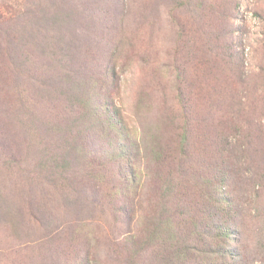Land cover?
I'll return each mask as SVG.
<instances>
[{
  "label": "rangeland",
  "instance_id": "rangeland-1",
  "mask_svg": "<svg viewBox=\"0 0 264 264\" xmlns=\"http://www.w3.org/2000/svg\"><path fill=\"white\" fill-rule=\"evenodd\" d=\"M44 13L53 26H41ZM9 38L10 53L4 46ZM22 45H31L52 66L76 67L71 81L81 86L101 88L108 72V97L128 126L126 141L93 123L78 140L70 128L72 138L59 142L49 131L72 114L70 83L33 74L35 66L23 63ZM175 71L185 79L190 107L184 110L172 91ZM151 129L161 142L148 140ZM182 133L184 188L193 192L227 173L225 183L217 180L218 190L254 202L245 219L250 243L240 247L260 253L264 0H0V264H124L120 242L130 230L114 224L117 215L105 207L110 189L100 175L111 173L120 184L123 171L134 168L142 183L148 173L133 147L139 142L157 148L161 157V163H149L156 183L157 168L164 172L179 156ZM122 150L133 160L122 159ZM72 177L80 178L75 187ZM160 186L158 181L152 188ZM115 191L116 205L130 203L132 193L123 195L120 186ZM128 212L132 221L139 215Z\"/></svg>",
  "mask_w": 264,
  "mask_h": 264
},
{
  "label": "trees",
  "instance_id": "trees-1",
  "mask_svg": "<svg viewBox=\"0 0 264 264\" xmlns=\"http://www.w3.org/2000/svg\"><path fill=\"white\" fill-rule=\"evenodd\" d=\"M30 17L28 16L27 19ZM39 20L40 18L37 17L35 24ZM41 26L43 28L53 26L50 14H42ZM11 42L12 38H9L8 44L4 45L6 52L10 53L11 45L9 44ZM22 52L26 60L23 63L29 61L35 66L33 74L42 71L43 76L59 85L63 82L64 84L70 83L68 88L73 99L70 105L74 107L71 111L72 114L70 113L60 128L56 126L49 131L51 134H58L59 142L61 139L66 140L69 137L70 140L72 138V135H67L70 128L74 130L73 135L78 140L88 128H92L93 123H98L101 128L108 127L111 129L114 132V140L126 141L128 132L125 133V131L128 126L124 124L119 110H113L112 100L108 97L111 91L108 85L112 77L108 72L105 74V79L100 81L101 88L88 87V85H83V87L80 82L71 81L78 75L76 67L67 71L61 62L57 66H52L50 62L41 60L31 45H22ZM111 70L114 72L113 68ZM25 73L29 79H32L28 70L25 69ZM171 79H173L172 91L175 95V102L178 103L180 110H184L185 107L189 108L183 92L185 79L183 80L181 73L176 71ZM68 108L70 107L68 106ZM138 108L141 109V107ZM180 116L178 111L176 125L182 132ZM184 119H186L185 113ZM187 123L190 124L191 121H187ZM141 133L145 135L143 130ZM147 135L149 136L148 140H153L152 142H161L162 140L157 131L152 130ZM179 138V156L170 161L164 172L159 170L163 166L157 168L155 178L158 180L156 183L159 181L163 185V188L160 186V190L152 188L156 183L152 184L151 179H154V176L151 175L150 177L151 167L149 163L152 161L151 165H153L154 163H161L162 160L157 148L151 144L141 148L139 142H135L134 145L137 149L133 145L136 151H141L138 159L139 166H144L148 173L145 175L138 172L144 176L142 183L137 179L138 175L134 173L135 169L132 166L133 170L123 171L124 175L121 177L120 184L115 181L111 173L100 175L101 183L106 184L110 189L108 193L110 196L109 205L104 206L115 213L117 217L120 216L118 218L113 216L116 226L118 223L130 230L129 236L120 242V251L125 253L124 264H264V244L262 242L257 243L260 253L249 250L247 247L244 251L241 249V247L243 248L242 245L250 243L249 235H246L248 233L245 219L250 217V210L253 208L254 202H248V198L243 202L229 195L225 197L224 193L218 190L220 184L217 180L220 183H225L228 178L227 173H223L224 177L222 178L211 179L209 181L211 183L204 182L198 189L188 192L184 188L186 186L183 178L187 154L186 137L182 133ZM130 141L132 142V140ZM57 148L60 149L59 144ZM121 153L122 159L133 160L124 150L118 152V154ZM54 157L53 164L56 162L57 151L54 152ZM61 160L64 162L63 158ZM119 168H122V165ZM230 171L232 172V168ZM163 173L165 175L161 178ZM246 179L248 178L246 177ZM78 181L80 178L72 177L71 186H77L75 184ZM249 181L250 179H248L250 187ZM119 186L123 195L129 196L132 193L129 199L130 203L122 201L118 204L119 206L116 205L119 196L115 188ZM235 187L238 192V185ZM150 193L154 194L151 202L148 201ZM136 197L137 202L134 203ZM145 203L143 210L141 207ZM128 209L138 211L139 215L134 221H132L133 215L131 213L124 214ZM119 210H122L120 215L117 214ZM255 210L257 209L255 208ZM244 213L246 214L243 215ZM254 216L260 217L259 214ZM263 227L264 218L260 221L257 231H263Z\"/></svg>",
  "mask_w": 264,
  "mask_h": 264
}]
</instances>
